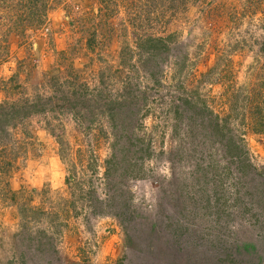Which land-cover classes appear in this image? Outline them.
<instances>
[{"label": "rangeland", "instance_id": "obj_1", "mask_svg": "<svg viewBox=\"0 0 264 264\" xmlns=\"http://www.w3.org/2000/svg\"><path fill=\"white\" fill-rule=\"evenodd\" d=\"M190 1L152 28L175 34L178 65L161 60L159 87L138 71L133 93L146 91L145 105L135 110L132 100L112 117L61 104L73 87L70 72L93 104L102 71L116 66L119 49L136 47L121 2L100 23L96 0L50 2L39 26L2 18L0 102L41 95L54 108L0 132V264H264V133L240 122L238 101L231 131L251 165L240 171L208 134L201 152L188 150L190 139H202L201 125L163 115L178 78L184 94L198 92L219 118L231 113L232 91H244L264 61L256 52L264 0L251 14L245 0ZM92 30L96 43L87 49ZM147 140L150 150H134ZM23 205L32 209L24 216ZM21 222L29 229L21 232Z\"/></svg>", "mask_w": 264, "mask_h": 264}, {"label": "trees", "instance_id": "obj_2", "mask_svg": "<svg viewBox=\"0 0 264 264\" xmlns=\"http://www.w3.org/2000/svg\"><path fill=\"white\" fill-rule=\"evenodd\" d=\"M55 1L56 0H0V22L2 18H7L5 20H8L9 22L14 23L15 26L21 28L24 26H39L44 21L46 10L50 2L53 4ZM96 1L101 5V7L98 5V15L102 18L97 21L98 23H100L104 17L113 14V12L116 11L118 2L123 4L124 11L128 14L127 22L131 24L132 29L130 32L133 35L136 47L129 52V54L131 53V56L122 51V49H119L116 66L114 68H109L110 66H108L105 71H102L103 77L101 76L98 81L100 84L99 88L94 90L95 98L93 104H91L88 99L82 100L83 93L81 91L82 89H79V87L85 86L81 83V76L77 71L70 72V75L73 77V80L71 79L70 81L73 87H71L70 92L63 91L64 93L62 96L65 102L61 104V106H65L64 104L67 103V105L70 106V108H73L75 112L81 109L83 112H89L91 115L94 114V112H97L112 117V115L114 116L115 110H118L119 108L121 109V107L125 105H130V103L133 102L132 100H134V102L138 104L135 110H139L141 106L145 105L147 93L146 91H141L140 94L133 93L135 91L138 92L139 90L137 87L138 83L133 81V79H138L139 75L137 73L141 72L145 77L149 78L153 85L157 84L159 87L163 83L161 78L163 73L161 64L164 62L163 60L172 57V65H178L177 62L180 61V58L178 59L179 53L176 50L177 48H173L175 47V34L172 31H166L165 26H162L161 29L156 28V31H152V28L155 23L167 24L168 22L170 23L173 21L172 17L175 13L180 12L183 14L188 5L191 4V1ZM260 1L261 0H245L246 11L251 14L255 8L259 7ZM8 26H10V24ZM95 34L96 30H92L89 32L88 36L85 37L84 45L87 49H91L95 46ZM256 52L260 55H264V36L258 42ZM133 55H136V57L133 58ZM181 65L182 64L176 69V72L181 70ZM68 66L71 71L73 66ZM125 68H127L129 72L123 75V69ZM210 70L211 68H209L208 72ZM227 70L229 69H226L225 73ZM208 72H205V74H208ZM108 82H110L109 84H112L108 85ZM73 83H75V85H73ZM10 86H13L14 88L17 87L16 84ZM110 87H112V89H110ZM173 89H178L179 93L171 95L168 99L167 105L163 110V115L165 117L170 116L174 119H180L183 117L184 119H188V121L190 120V127L192 124L196 128L197 125H201L202 127L200 135V138L202 139H198L197 143H194L190 139L188 150L194 151L196 149V151L201 152V147L205 144L206 135L208 134L210 140L219 145L221 150L220 153L222 155L221 157L224 159H227L228 157L229 162L233 164L237 170L242 171L248 167L251 169V165L245 159L246 152L242 145V138L234 134L236 129L231 131L230 117L235 116L238 112V101H241L243 112L240 115V122L244 123L252 133H264V61L258 63L253 79L244 91L238 89L232 91L231 97H233L234 100L230 104L231 113H226L220 118L217 114L212 113V110L205 104V98L199 95L198 92H193L195 93L193 95L190 93L184 94L185 87L180 78L174 81ZM71 98L75 99L72 103ZM159 98L165 101L164 97L159 96ZM78 102H81L80 108L78 107ZM49 103H51L50 98L41 95H38L33 102L31 100H24L21 101V103L17 101H1L0 132L5 130L6 123H10L13 120L22 119L23 117L31 115L33 112L43 113L46 109L48 110V108H52L53 110L54 106L52 104L51 106H48ZM82 115L84 116V113H82ZM126 138L128 139V137ZM132 138L138 143L143 141L134 136ZM185 141L187 142V140ZM145 143V145H139L138 147L135 146L134 150H150V143L148 140ZM134 144L137 145L136 143ZM178 146L180 147V142L178 143ZM1 148L2 147H0V151L3 150H1ZM183 149L186 150L187 147ZM180 151L181 148L178 149V152ZM127 164V167L133 166L132 163L127 162ZM211 164L212 163H206L203 166H209ZM215 165L218 166L217 164ZM18 193L20 194L21 191H18ZM19 210L21 215H23L24 211H31L32 209L29 205H23L19 207ZM21 223V232L29 229L24 222ZM20 263H24L22 257L20 258Z\"/></svg>", "mask_w": 264, "mask_h": 264}]
</instances>
